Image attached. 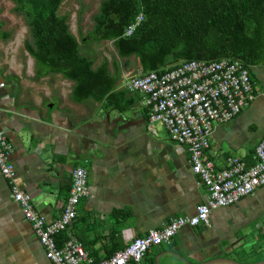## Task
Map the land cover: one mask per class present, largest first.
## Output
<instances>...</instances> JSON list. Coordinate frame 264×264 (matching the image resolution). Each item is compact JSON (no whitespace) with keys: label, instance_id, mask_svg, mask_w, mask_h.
Segmentation results:
<instances>
[{"label":"crops","instance_id":"crops-1","mask_svg":"<svg viewBox=\"0 0 264 264\" xmlns=\"http://www.w3.org/2000/svg\"><path fill=\"white\" fill-rule=\"evenodd\" d=\"M108 68L113 74V65ZM116 69L110 96L74 101V81L52 73L23 78L0 63V131L14 146L10 161L23 189L52 222L68 197L72 170L85 168L90 196L81 200L76 217L56 242L75 239L96 261L161 228L171 217L193 216L207 196L191 172L186 147L172 142L159 126L156 134L147 131L141 98L123 88L135 69ZM249 72L254 101L233 120L214 127L207 155L217 169L225 167L228 157L251 164L256 145L264 139V63L251 65ZM263 216L261 187L212 211L208 226L180 229L169 244L152 248L144 262L195 264L229 258L255 247L239 232L251 223L262 231ZM0 264H50L1 175Z\"/></svg>","mask_w":264,"mask_h":264},{"label":"built area","instance_id":"built-area-1","mask_svg":"<svg viewBox=\"0 0 264 264\" xmlns=\"http://www.w3.org/2000/svg\"><path fill=\"white\" fill-rule=\"evenodd\" d=\"M142 21L143 15L138 14L124 36H130ZM250 66L237 58L184 60L170 70L125 77L123 88L137 94L147 109V131L156 134L159 126L172 142L186 147L191 172L206 189L207 196L204 203L196 206L193 216L171 217L161 228L135 237L127 246L99 261L75 239H66L61 246L56 242L58 234L76 217L81 200L90 196L85 168L77 166L72 170L62 212L58 219L47 222L24 191L10 161L14 146L6 132L0 131V175L7 181L12 201L21 207L50 264H145L148 252L169 244L180 229L208 226L212 211L231 206L264 187V139L256 145L251 164L228 157L225 167L217 169L207 155L215 125L233 120L256 97Z\"/></svg>","mask_w":264,"mask_h":264},{"label":"trees","instance_id":"trees-1","mask_svg":"<svg viewBox=\"0 0 264 264\" xmlns=\"http://www.w3.org/2000/svg\"><path fill=\"white\" fill-rule=\"evenodd\" d=\"M63 1L13 0V12L21 15L32 40L24 47L33 59L34 78L60 74L75 82L74 101L102 100L112 94L116 66L113 74L106 62L93 69V62L80 54L67 17L57 14ZM112 4H118L117 11L109 9ZM138 14L143 21L124 36ZM94 23L108 26L105 37L117 56L126 62L134 56L142 73L170 70L184 60L264 63V0H103Z\"/></svg>","mask_w":264,"mask_h":264},{"label":"rangeland","instance_id":"rangeland-1","mask_svg":"<svg viewBox=\"0 0 264 264\" xmlns=\"http://www.w3.org/2000/svg\"><path fill=\"white\" fill-rule=\"evenodd\" d=\"M102 1L64 0L57 14L67 17L69 30L79 43L80 54L91 60L94 66L106 62L108 65L114 64L119 69H135L137 59L130 58L127 62L125 59H120L112 41L105 37V29L108 26L100 28L95 26L94 17L98 14ZM13 8V0H0V63L4 67H12L13 71L16 69L23 78L35 79L33 59L24 47L26 42L31 44L32 40L23 18L13 12ZM109 9L117 11L118 4L110 5ZM2 33H7L8 37L4 39ZM141 73L137 67L130 75ZM260 222L262 231L255 229L254 223H251L242 226L239 232V237H244L247 243H253L255 247L246 248L243 252H235L229 258L242 263H255L264 260V216Z\"/></svg>","mask_w":264,"mask_h":264},{"label":"water","instance_id":"water-1","mask_svg":"<svg viewBox=\"0 0 264 264\" xmlns=\"http://www.w3.org/2000/svg\"><path fill=\"white\" fill-rule=\"evenodd\" d=\"M195 264H264V260L256 263H242V262H237L231 258H214L205 262H199Z\"/></svg>","mask_w":264,"mask_h":264}]
</instances>
